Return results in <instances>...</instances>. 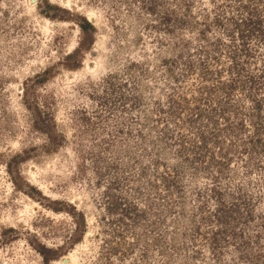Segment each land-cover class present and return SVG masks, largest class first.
<instances>
[{"label":"rangeland","instance_id":"obj_1","mask_svg":"<svg viewBox=\"0 0 264 264\" xmlns=\"http://www.w3.org/2000/svg\"><path fill=\"white\" fill-rule=\"evenodd\" d=\"M238 66L264 103V0H0V264H264Z\"/></svg>","mask_w":264,"mask_h":264},{"label":"trees","instance_id":"obj_2","mask_svg":"<svg viewBox=\"0 0 264 264\" xmlns=\"http://www.w3.org/2000/svg\"><path fill=\"white\" fill-rule=\"evenodd\" d=\"M244 21V20H243ZM245 24H247V26L246 27H250V25L253 23L252 21H251V19H245ZM81 27V30H82V32L85 34V36L86 35H90V31H95V27L89 22V21H87V20H85L84 19V23L80 26ZM237 30H242V33H243V35L245 36L244 38H245V40L247 39V37H248V35L247 34H249L250 32H249V30L248 31H246V29L244 28V27H242V28H239V29H237ZM248 32V33H247ZM247 33V34H246ZM91 36V35H90ZM89 38V37H88ZM88 38H87V40H88ZM85 43H81L80 45L82 46V45H84ZM93 43H91V45H92ZM73 57V56H72ZM240 66H238V68H236L238 71H237V75H236V77L232 80V81H230L227 85H225V84H223V86L220 88V89H227V92L225 91V94L224 95H220L221 97H220V99L218 98V97H216L217 95H216V93H218V92H221V91H218L217 90V88L215 87V89L213 90L214 91V93H213V95H212V97H210L212 100H211V103L210 104H212L213 105V109H217L218 110V114H221L223 117H226L227 116V111H229L231 114L233 113L232 112V108H231V106H233L231 103H228L227 104V97L229 96L228 95V93H229V90L228 89H234L235 87L236 88H239L240 86L243 88V85H245V86H248L249 87V89H250V91H251V95H249L248 97H247V95H245V97L247 98V99H249V100H251V101H254V103H255V107H254V112L255 113H260V114H262V111H263V108H264V103L263 102H261L259 99H256V97H255V95L253 94V92H255V91H257L258 90V86L260 85V84H258L256 81L257 80H255V78L254 77H251V75L249 74V72H248V74H245V72H247L244 68H241ZM250 85V86H249ZM227 87V88H226ZM252 90H254V91H252ZM238 112V111H237ZM210 116L211 117H213V115L212 114H210ZM199 117V116H198ZM204 118V117H203ZM208 121H210V118L209 119H207ZM224 128H226V132H227V124H226V126L224 127ZM255 135L256 136H258L259 134H261V133H263L264 134V125H262L261 127H259V128H257V129H255ZM224 131H221V130H219V132H218V134L219 133H223ZM218 134H213L214 136H216V135H218ZM255 136V137H256ZM212 137V136H211ZM203 139V142L201 143L202 145L201 146H197V149H198V153H196L195 152V154L197 155V156H199V157H202V154H203V149L204 148H206V146H207V142H209L210 141V139H209V136H205L204 134H203V136L201 137V140ZM253 140H254V138H251V140L249 141V143H250V145H253L252 143H253ZM254 142H258V140H254ZM203 143H205V145L203 144ZM204 145V146H203ZM199 154V155H198ZM214 191H215V193H214V196L216 197L217 195H219V197H216L217 198V201L221 204L220 206L221 207H219V211H222V210H226L227 209V207L225 206L226 205V202L224 201V203H222V202H220L219 200H220V197H223L224 196V194H222L221 193V191L218 189V187H216V188H214ZM121 204H123L124 205V203H121ZM180 232V231H179ZM47 260H48V258H47Z\"/></svg>","mask_w":264,"mask_h":264},{"label":"water","instance_id":"obj_3","mask_svg":"<svg viewBox=\"0 0 264 264\" xmlns=\"http://www.w3.org/2000/svg\"><path fill=\"white\" fill-rule=\"evenodd\" d=\"M33 3H35V0H33ZM62 264H71V260L68 259V258H64V259L62 260Z\"/></svg>","mask_w":264,"mask_h":264},{"label":"bare ground","instance_id":"obj_4","mask_svg":"<svg viewBox=\"0 0 264 264\" xmlns=\"http://www.w3.org/2000/svg\"><path fill=\"white\" fill-rule=\"evenodd\" d=\"M96 50V49H95ZM96 52V51H95ZM69 259V258H68Z\"/></svg>","mask_w":264,"mask_h":264}]
</instances>
